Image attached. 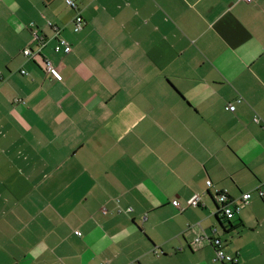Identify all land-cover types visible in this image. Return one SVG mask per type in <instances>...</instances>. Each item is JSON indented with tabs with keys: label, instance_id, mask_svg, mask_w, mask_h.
I'll return each instance as SVG.
<instances>
[{
	"label": "crops",
	"instance_id": "crops-1",
	"mask_svg": "<svg viewBox=\"0 0 264 264\" xmlns=\"http://www.w3.org/2000/svg\"><path fill=\"white\" fill-rule=\"evenodd\" d=\"M75 2L0 0V264H264V0Z\"/></svg>",
	"mask_w": 264,
	"mask_h": 264
},
{
	"label": "built area",
	"instance_id": "built-area-1",
	"mask_svg": "<svg viewBox=\"0 0 264 264\" xmlns=\"http://www.w3.org/2000/svg\"><path fill=\"white\" fill-rule=\"evenodd\" d=\"M67 3L71 6L76 7L77 4L75 2V0H66ZM247 2H249L250 0H245ZM84 18L83 16L78 13L74 19V29L76 31H79L83 28L84 26ZM58 30H56V34H58L57 32ZM32 45H36V48L33 49ZM46 45V39L42 36H40L38 33L34 32L33 38L30 41V44L28 47H26L23 50V53L30 57V56H34L36 53H39L41 51V49ZM55 50L57 52H60L62 50H64L66 53H69L71 51V46L70 43L67 41L66 38H59V42L56 44L55 46ZM46 71L56 77H58L59 79H61L62 77L59 75V73L57 72L55 66L53 65V63L50 60L46 61ZM23 73H27V71L25 69L22 70ZM238 101H240V99H238ZM229 108L231 110H234L236 108L235 104H230ZM254 120L256 122H261V117L260 116H255ZM207 185L208 188H210L211 186H213V183L211 180L207 181ZM217 195L215 197L216 201L220 204L219 207V211H221L222 213H224L227 218L232 219L236 216V214L239 213L240 211V206L239 205H234L232 206L231 203L233 202V199H231V197L228 195L227 192L225 191H217ZM259 194L264 197V190L259 189ZM252 197V193L251 192H246L243 194L242 199L244 201H248L250 198ZM200 195L196 194L195 196H193L191 199H189V203L191 205H198L200 203ZM174 204H178L177 200L173 201ZM204 237L209 238V240L211 241V243L214 245L215 249H216V259L217 260H228V261H235L237 262V258H234L231 255H228L225 253V251L222 248V244H221V240L217 237H209L207 233H205L204 236H198L195 238V242L200 243L202 241V239Z\"/></svg>",
	"mask_w": 264,
	"mask_h": 264
},
{
	"label": "trees",
	"instance_id": "trees-1",
	"mask_svg": "<svg viewBox=\"0 0 264 264\" xmlns=\"http://www.w3.org/2000/svg\"><path fill=\"white\" fill-rule=\"evenodd\" d=\"M217 217H218V220L221 222V226L226 229V225L224 224L226 219H228V222L230 223L232 219H229L227 218V216L222 213L221 211L217 212ZM224 221V222H223ZM226 226V227H225ZM234 227L230 228V229H233ZM228 230V229H227Z\"/></svg>",
	"mask_w": 264,
	"mask_h": 264
}]
</instances>
